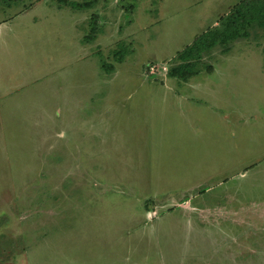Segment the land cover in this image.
Here are the masks:
<instances>
[{
    "label": "rangeland",
    "instance_id": "rangeland-1",
    "mask_svg": "<svg viewBox=\"0 0 264 264\" xmlns=\"http://www.w3.org/2000/svg\"><path fill=\"white\" fill-rule=\"evenodd\" d=\"M240 1L0 0V264H264V28L168 76Z\"/></svg>",
    "mask_w": 264,
    "mask_h": 264
},
{
    "label": "trees",
    "instance_id": "trees-1",
    "mask_svg": "<svg viewBox=\"0 0 264 264\" xmlns=\"http://www.w3.org/2000/svg\"><path fill=\"white\" fill-rule=\"evenodd\" d=\"M97 0H58L60 6H70L74 9L90 8ZM89 32L84 40L89 42L96 37L100 30L98 15L92 14ZM259 26L264 28V0H242L234 5L224 16L220 17V25L209 27L197 35L193 42L177 53L174 58L175 65L168 71L169 77L180 78L187 81L199 73V64L205 55L219 45H229L231 42L250 36L251 28ZM114 50V58L122 62L129 52L124 45ZM104 69L113 70L114 64L103 63Z\"/></svg>",
    "mask_w": 264,
    "mask_h": 264
}]
</instances>
